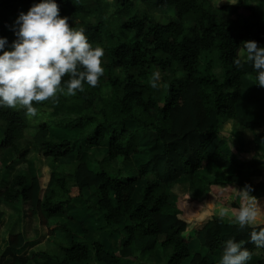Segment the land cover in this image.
Masks as SVG:
<instances>
[{"label":"trees","instance_id":"1","mask_svg":"<svg viewBox=\"0 0 264 264\" xmlns=\"http://www.w3.org/2000/svg\"><path fill=\"white\" fill-rule=\"evenodd\" d=\"M142 1L155 9L172 8L176 20L129 19L122 30L133 33L132 39L110 44L109 40H117L115 35L105 38L101 24L84 22L88 15L82 0H56L70 26L83 27L93 47L107 49L108 61L96 87L85 84L84 92L61 94L55 103L33 102L51 108L53 125L71 127L81 144L75 148L68 140L50 139L51 126L38 125L36 141L46 163L38 167L31 182L20 175L7 188L0 187V203L27 204V216L48 228L50 235L62 230L58 255L43 254L56 264H84L90 251L98 264H122L132 256L133 245L143 253L160 245L166 264H218L223 242L229 238L244 241L251 258L258 253L264 264V247L249 240L252 229L241 230L218 215L221 207L239 208L238 191L245 186L264 209V155L253 156L232 145L228 154L229 141L220 130L230 120L239 121L242 109L264 102V88L256 85L251 65L237 68L233 64L242 54V42L264 46V0H222L221 16L214 14L211 0ZM38 2L0 0V37L11 43L15 36L8 26L19 7L29 9ZM123 3L129 5L127 0ZM157 68L166 74L161 91L151 87ZM241 124L251 131L264 127ZM0 128V165L7 149L15 155L12 165L23 163L30 147L19 150L16 142L30 128L25 111L0 107ZM104 144L106 153L97 160L100 172L94 173L82 157ZM133 158H140L136 170L125 175L122 163L132 164ZM112 163H117L115 168ZM182 178L188 180L189 193L172 206L167 189ZM138 184H142L140 202L134 200ZM92 188L96 197L91 206L104 224L116 228L124 222L126 241L120 255L107 253L101 243L83 244L75 239L74 229L57 220L71 201ZM5 218L0 213V229ZM28 237L10 235L0 264L22 248ZM195 241L205 255L192 252ZM25 262L14 259V264Z\"/></svg>","mask_w":264,"mask_h":264},{"label":"clouds","instance_id":"2","mask_svg":"<svg viewBox=\"0 0 264 264\" xmlns=\"http://www.w3.org/2000/svg\"><path fill=\"white\" fill-rule=\"evenodd\" d=\"M10 30L15 39L0 37V107L23 108L28 117L38 115L33 102H58L61 94L75 96L85 84L96 87L104 74V49L93 47L86 30L70 26L61 16L56 0H39L25 13L20 11ZM242 54L233 60L237 68L250 64L257 86L264 88V46L244 41ZM160 74L153 72L151 87L157 88ZM249 186L239 192V208L221 207L218 215L239 229L251 228L249 240L264 247V209L249 195ZM244 241L223 242L219 264H248L250 251Z\"/></svg>","mask_w":264,"mask_h":264},{"label":"crops","instance_id":"3","mask_svg":"<svg viewBox=\"0 0 264 264\" xmlns=\"http://www.w3.org/2000/svg\"><path fill=\"white\" fill-rule=\"evenodd\" d=\"M219 5V4H218ZM264 13V10H261ZM24 111V110H22ZM261 123L264 124V102L251 106L248 109L241 110L239 113V121L230 120L224 123L220 130L229 141L226 148V152L231 154L230 145L239 149L241 152L251 155H264V127L256 129L254 131L245 129L241 123ZM43 122H39L38 125ZM51 128V127H50ZM49 128V130H50ZM54 129H62L56 126ZM31 129H27L24 132L22 139L16 142V147L19 150L25 147H30V153L23 163H17L12 165L15 160V155L12 149H7L2 157L0 165V187L7 188L12 180L20 175H25L31 182L36 175V171L39 166H42L46 161L40 156V147L37 144L36 136L29 133ZM70 130L71 127H70ZM74 131V130H72ZM76 132V131H75ZM77 136L78 133L76 132ZM48 137L50 136L48 131ZM3 140L2 130L0 128V144ZM57 140H66L59 139ZM75 148H78L74 146ZM106 145H102L99 149L92 153H86L82 157V161L85 162L88 168L94 172H100V165L97 160H102L106 153ZM144 157L147 154L143 155ZM96 162V165L92 164L89 159ZM261 161V157L258 158ZM134 158L132 164L122 163L124 166L125 175H130L136 170L133 167ZM262 163V162H261ZM117 163H112L111 166L115 168ZM129 167H133L134 170H130ZM172 192L169 194V190ZM189 193V183L187 178H182L180 181L170 185L167 189V195L169 197V203L172 206L176 205L177 199L181 196H186ZM96 190L94 188L86 190L83 197L78 200L71 201L63 210V213L57 216V220L74 229L77 232L75 239L81 241L87 246H91L95 243H101L106 252L111 255H120L123 244L126 239L123 234L124 222L122 225L116 228L107 227L103 222V217L92 208V202L95 200ZM142 199V184H138L135 188L134 200L140 202ZM27 204L18 203L16 205L7 204L5 202L0 203V213L5 215V222L0 229V259L7 249V240L10 235L24 234L26 237L32 239L25 242L22 248H19L14 254L8 255L3 264H14V259H25V264H56L55 262L44 257L43 254L58 255V250L62 245L63 232L60 229H56L57 235H50L49 229L39 226L37 222H33L26 214L28 209ZM199 243L195 241L191 250L194 254L205 255L206 251L197 247ZM200 247V245H199ZM132 256L124 259L122 264H166V258L160 245L150 252L143 253L135 245L131 247ZM260 264L259 254L256 253L248 261V264ZM188 262H186L187 264ZM84 264H98L95 261L94 253L90 251L88 260Z\"/></svg>","mask_w":264,"mask_h":264},{"label":"rangeland","instance_id":"4","mask_svg":"<svg viewBox=\"0 0 264 264\" xmlns=\"http://www.w3.org/2000/svg\"><path fill=\"white\" fill-rule=\"evenodd\" d=\"M222 0H211L213 7H214V14L221 16V12L218 9V4ZM84 6L87 10V17L84 19V22L91 23L93 25L101 24L102 29L105 35V38H110L111 35H115L117 37L116 41L109 40L110 44H119L128 42L132 39L133 33L122 30V25L127 22L129 19H140L145 16L149 18H154L160 23H168L170 21L176 20L175 12L172 8L169 9H155L151 5L144 3L142 0H127L128 6L123 3V0H82ZM27 12L28 8L26 6L21 5L19 7V12ZM230 19H236V16H231ZM109 44V45H110ZM104 57L103 66L106 65L108 61V51L104 49ZM215 58L217 56V51L215 50L212 54ZM217 59V58H216ZM153 72H158L160 74V79L158 81L159 86L157 89L161 91L163 89V82L166 78L165 72H162L160 69H154ZM37 107L38 115L36 117H28L30 123V131L31 135L36 136V127L38 126L39 122H46L48 123L51 128L49 130V134L54 139H66L76 147L81 144L77 134L75 131L70 130L69 126H65L62 129H54L53 121V110L49 107ZM17 110H24L23 108H16ZM25 111V110H24ZM142 158V157H141ZM140 158H135L133 167L136 166L137 162L140 161ZM92 164L96 165V162L92 161ZM133 167H129L130 170H134ZM172 192V189L169 190V194ZM197 247L200 249L199 245ZM194 250V247L193 249ZM220 261V260H219ZM218 261V264H219ZM256 263L259 264L257 261Z\"/></svg>","mask_w":264,"mask_h":264}]
</instances>
